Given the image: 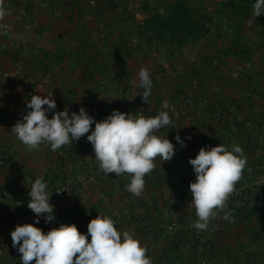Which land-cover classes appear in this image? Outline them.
Masks as SVG:
<instances>
[{
    "label": "crops",
    "instance_id": "1",
    "mask_svg": "<svg viewBox=\"0 0 264 264\" xmlns=\"http://www.w3.org/2000/svg\"><path fill=\"white\" fill-rule=\"evenodd\" d=\"M95 1L96 4L101 3V0ZM116 1H124L128 10L134 11L137 21L143 19V15L135 11L141 0ZM232 1L238 0H189V3L196 9L198 19L203 20L212 18L219 11L220 3ZM251 1L253 9L255 0ZM87 2L89 0H4L9 15L0 23L7 27L9 35L3 37L0 33V192L3 191L2 196L22 197L25 205L23 210L22 206L13 205L12 200L0 199V223L7 222L12 225L10 237L11 231L23 223L34 224L45 233L57 222L75 224L81 232L82 226L89 222L92 216L96 218L100 213L111 217L113 212L120 209H130L133 215L122 225L115 224V227L120 232L129 231L142 246L147 247L149 244L154 248V251L147 248L148 257L158 253L160 258L167 259L166 252L172 253L173 241H178L181 249L175 251L172 257L191 251L185 255V261L197 260L199 254H205V258L209 259L207 254L217 246L219 240L226 237L230 224L241 226V217L232 219L233 222L225 221L226 226L219 235L206 238L205 242L199 244L194 241L187 231V225H193L197 220L189 188L196 175L189 159L195 158L202 147L221 144L231 150L230 141L243 146L248 139L254 137L257 130L255 125H234L231 126L229 137L221 122L231 121L236 117L249 121L250 115L256 113L262 118L264 130V96L261 95L264 89V15L254 19L253 13L248 14L241 22L240 33L246 36L245 43L250 53V60L247 62L245 59L219 55V49L228 46L233 40L229 23L220 24L215 29L213 27L198 43L183 46L169 59H161V49L155 53L149 51L146 56L136 52L122 63L108 59L106 76L103 77L100 75L102 69L90 74L96 65L87 57L99 52L98 62L105 63L108 53V47L104 46L105 38L113 41L115 34H107L103 38L102 33L106 34V26L115 20L118 13L116 15L105 7H102L97 16L89 15L86 10L79 13L75 3L85 9ZM149 2L155 8L161 5L158 0ZM53 5H57L55 12ZM34 23L37 26H34ZM237 31L239 32V29ZM134 43L133 40H128V45L133 46ZM110 44L111 42H108V45ZM55 55L61 57L58 64L54 63ZM153 56L155 59L152 60L158 62L150 61ZM178 65L183 67L185 76H179L175 72ZM141 67L149 70L153 84L147 103L143 102L141 96L143 89L138 87V73ZM122 72L127 73L126 79L121 77ZM45 78L47 83L43 84ZM120 89L127 92L131 105L121 106L114 101L113 95ZM33 95H52L51 98L55 100L57 107L46 113L49 119L54 111L67 109L71 114L78 113L79 109L84 107L96 122L106 119L113 110L128 109L129 113H133L130 108L132 104L156 108L165 100L174 104L180 99L189 98L191 104L186 108L185 114L190 115L191 120L186 121L181 116L174 133H166L164 137L169 139L174 147L182 146L175 139L179 134L185 151L174 154L168 162H162L157 157L154 161L155 169L150 175H146L151 180L145 183L144 197L135 201L125 188L130 182L127 174L117 177L114 173L106 175L99 170L92 145L87 141V135L94 130V123L85 136L56 151L51 150L50 144L44 143L29 151L11 133L15 123L30 110L27 108V102ZM105 96L107 98H104ZM254 144L253 152L245 155L247 163L264 152V133L256 138ZM257 149L261 150L258 156L255 155ZM157 175L168 177L164 180L157 178ZM88 176L91 177V182L81 196L71 194L62 201L51 197L53 189L60 184L78 182ZM38 177L46 182L51 197L49 203L54 208L55 218L47 223L43 216L39 217V223H36V214L34 215L27 206L30 200L28 192ZM254 185L255 183L244 186L243 196L256 210L263 212V219H254V209L250 210L246 216L251 218V222L243 228L251 233L254 229L250 228L258 226L263 232L254 231L252 241L263 247L264 205L260 199L264 200V190L260 186L259 189H253ZM164 190L170 191L174 196L181 194L186 199L185 205H181L184 225L175 235L163 233L161 229L162 225L169 223L161 201V193ZM61 205L66 208L61 209ZM17 208L21 213H17ZM63 217H66L68 222L62 220ZM219 222L223 223L220 212L215 219L210 220L209 225ZM145 228L149 231L144 232ZM235 238L237 242L244 244V241H241V233L237 232ZM87 239L90 241L91 238ZM156 246L161 250H155ZM0 250V264H8L15 254H20L12 246V239L11 243L5 244L0 238ZM227 251L225 256L230 258L229 262L235 253L239 256L245 253V250H233L232 253Z\"/></svg>",
    "mask_w": 264,
    "mask_h": 264
},
{
    "label": "clouds",
    "instance_id": "2",
    "mask_svg": "<svg viewBox=\"0 0 264 264\" xmlns=\"http://www.w3.org/2000/svg\"><path fill=\"white\" fill-rule=\"evenodd\" d=\"M253 9L254 19L264 15V0H255ZM7 15L9 10L4 0H0V21ZM138 76V87L143 89L141 96L147 103L153 86L149 70L141 67ZM51 97L31 96L27 102L30 110L11 129V133L29 151L42 143L50 144L52 151L73 144L89 133L94 123V130L87 135V141L92 145L99 170L106 175L114 173L117 177L127 174L130 182L125 188L136 197L143 194L144 178L155 169L156 158L168 162L175 154L173 143L156 134L165 127L174 126L167 111L146 118L113 110L106 119L96 122L81 107L78 113L72 112L71 115L67 109L54 111L49 119L46 113L57 107ZM162 108H169L167 100ZM175 139L183 146L179 134ZM189 163L196 175L195 181L189 185L191 204L197 217L192 227L207 231L210 220L215 219L219 212H225L228 199L243 177L247 158L241 146L234 144L229 150L219 144L202 147L195 158L189 159ZM28 195L27 206L36 214V223L41 216L46 223L53 221L54 208L49 203L50 194L42 178L35 179ZM223 219L233 222L229 212H225ZM115 224L111 217L99 213L87 225L89 241L75 224L61 223L58 228L45 233L34 224L25 223L11 231L12 246L21 254V264H153L147 256L146 246H142L129 231H118Z\"/></svg>",
    "mask_w": 264,
    "mask_h": 264
},
{
    "label": "trees",
    "instance_id": "3",
    "mask_svg": "<svg viewBox=\"0 0 264 264\" xmlns=\"http://www.w3.org/2000/svg\"><path fill=\"white\" fill-rule=\"evenodd\" d=\"M158 1L161 2V5L160 7L155 8L150 4L149 0H141V2L136 7V10L134 9L136 12L143 15V19L141 21H137L135 19L134 11L130 12L128 10V6L124 1L123 3H117L116 0H101L100 4H95L94 6H90L89 2H87L85 9L78 3H75V7L77 8L79 13H81L83 10H86L89 15L97 16L101 13L102 7L107 8L116 15L118 13V15L115 17V20L106 26V34L102 33L103 38L106 37L105 35L107 34L108 36L112 35L113 33L115 34V39L113 41H108V39L105 38L104 46L108 47V53L106 55L105 63L98 62L99 52L93 53L92 55L87 57L88 60L94 62L96 65L95 68L90 71V74L100 72L99 70L102 69L100 75L105 77L106 69L108 67V59L113 60L115 63H122L125 60L131 58L136 52H138V54L146 56L149 51L156 52L159 49H162L165 51L166 57L169 59L175 51L181 49L183 46L191 43H198L207 35L209 31L213 30V27L215 29L220 24L229 25V23V26H231L230 29L233 40L229 43L228 46L221 48V50L219 49V55L223 57L231 56L237 59H245L246 62L250 60V53L245 43L246 36L240 33V29L243 18L248 14H252L254 11L252 9L251 0H238L228 3H220L219 11H217V13L214 14L212 18L203 20L198 19L196 9L192 4L189 3V0ZM56 6L57 5H53V12H55L54 8ZM224 7H226V9H223ZM34 26H37V24L34 23ZM237 29H239V32L237 31ZM128 40H133L135 42L134 45H128ZM108 42H111V44L108 45ZM60 60L61 57L55 55L54 63L58 64ZM121 77L123 79H126L127 73L122 72ZM261 95L264 96V94L262 93ZM88 114H90V112H88ZM254 114L250 115L249 121L246 119H244L243 121H237L236 118H232L231 121L221 122L224 132L229 137L231 136V126L239 125L246 127L245 122L250 123L248 127L254 125L257 126L254 137L248 139L243 146L239 145L243 149L244 156L248 152H253L256 138L264 133V130L262 128L263 125L261 116L258 115L259 119L257 120L256 115ZM230 143L231 145H238L232 141H230ZM84 150L85 149H83V151ZM261 163H264V152L258 158L252 159L246 164L243 177L238 182L236 187L243 188L246 185L255 183L259 174ZM167 177V175H157V178L164 180ZM88 179H90L89 176L84 178L83 180ZM144 179L145 183L151 180V178L147 176H145ZM78 182L69 181L64 183H71L75 187H77L80 185H77ZM72 194L81 196L79 195V193H77V190H75ZM62 220L68 222L66 217H63ZM169 220L170 215H168L167 221ZM61 223L62 222H57L52 227L58 228ZM145 230L146 232L149 231L146 228L143 229L144 232ZM81 233L84 234L82 232V229ZM85 235L87 237H90L87 235V233H85ZM173 243L174 245H172V253L166 252V255L168 257L167 259H170L171 255L175 251L181 249V245L178 241H173ZM242 256L243 257H239V255L235 253L233 255L234 258L232 259V261L235 260L236 263L238 262V264H250L251 262H253V255L247 253L246 255ZM8 264H21V254H15ZM186 264L199 263L198 260L190 259L186 261Z\"/></svg>",
    "mask_w": 264,
    "mask_h": 264
},
{
    "label": "built area",
    "instance_id": "4",
    "mask_svg": "<svg viewBox=\"0 0 264 264\" xmlns=\"http://www.w3.org/2000/svg\"><path fill=\"white\" fill-rule=\"evenodd\" d=\"M95 4H96L95 0H89L90 6H94ZM0 33L3 37H7L9 35V31L3 23H0ZM177 71H178V74L180 76L186 75V72L184 71L183 67H181V66L178 68ZM44 83H47V78H45L43 80V84ZM262 94H264V89L262 90ZM113 99L115 102H117L121 106H124L126 104L131 105L128 94L123 89L117 90L115 92V94L113 95ZM162 104L156 108H151L148 105L136 106V105L132 104V106H130V108H131V110H133L134 115H136V116L143 115L146 118L154 117V116L158 115L160 111H167L171 120H172V125H174V126L169 127V128L165 127L156 133L158 136H161L162 138H164L166 133H174V131L176 130V128L178 126V122H179V119L181 118V116H183L186 119V121L191 120V116L185 114V110L191 104V100L189 98H183V99H180L179 101H176L174 104L169 103L168 109H163ZM121 112L129 113L128 109H124ZM252 114H254V113H252ZM254 115H256V119L258 120L259 119L258 114L255 113ZM236 120L237 121H243L244 118L236 117ZM249 125H250L249 122H245L246 127H248ZM174 148H175V154H180V153L185 151V148L180 146V145H177ZM260 153H261V150L257 149L255 155L258 156ZM90 180H91V177L88 180H80L77 184V185H79V184L80 185L77 187H75L71 183L60 184L59 186H57L53 190L52 196L54 197L55 200L62 201L66 197H69L75 190H77V193H79V195H82L84 193V190L88 187ZM255 184L258 187L260 186L264 189V163H261V165H260L259 174H258V177H257ZM56 191H61V192L57 193ZM243 193H244L243 188H237L236 187V191L230 196V198L227 201V207L225 209V212H229L231 214V219H236L238 217L239 218L241 217V223L240 224L243 227H247V226H249V224L251 222V218L246 216V214H248V212L250 210L254 209V219H257V220L263 219V212L260 210H256L254 208L253 204H251L245 198V196H243ZM130 196L135 201H140L144 197L143 194L140 197H136L132 193ZM185 200L186 199L183 195L177 194L176 196H174L173 193H171L168 190H164L161 193V201L163 202V204L165 206V210H164L165 215H167V213H168V215L170 214L169 223L165 226H161L163 233H166L168 235H175V233H177L181 230L182 225H184V221H183L184 219L182 217L181 205H185ZM60 208L64 209L66 207L64 205H61ZM225 212H220L221 216H222L223 223L219 222V223L210 224L208 226L207 231H198L197 229L192 227V225H190V226L187 225V231L190 233V235L192 236V238L194 239V241L197 244H199L201 242H205L206 238L217 236L223 231L224 227L226 226L224 222L228 221V220L223 219ZM132 215H133L132 210L120 209L119 211L113 212L111 215V218L114 221H116V225H122V223L127 218L131 217ZM94 218L95 217L92 216L89 219V222L91 219H94ZM89 222H87L83 226V228H81L82 232L84 234L88 232L87 225ZM144 222H146V219H144ZM23 224H25V223H23ZM14 225L15 224H13V226ZM11 227H12V225H10L8 223H0V238L5 242V244L11 243V237H10ZM185 227H186V224H185ZM145 232H146V230H145ZM148 238H150V236ZM0 252H1V250H0ZM201 258H203V256H201V254H199L197 256V259H199V262L201 264H205V259L204 258L201 259Z\"/></svg>",
    "mask_w": 264,
    "mask_h": 264
},
{
    "label": "rangeland",
    "instance_id": "5",
    "mask_svg": "<svg viewBox=\"0 0 264 264\" xmlns=\"http://www.w3.org/2000/svg\"><path fill=\"white\" fill-rule=\"evenodd\" d=\"M151 53H155V52L151 51ZM159 56L161 57L162 60H165V58H166L165 51L161 49ZM152 59H155L154 56L152 58H150V61L158 62V60L155 61V60H152ZM180 66L181 65H178L175 68V72L177 74H178L177 70H178V68ZM18 187H23V186H18ZM254 187H256V188H254ZM253 189H259V187L255 184L253 186ZM1 192L3 193V191H1ZM1 192H0V199L4 198L3 200H8V201L12 200L13 201L12 204L14 203L13 205H16V207H21L22 206V209H23V205H25L23 203L25 201L22 199V197L19 198V196H17V195H16V197L14 195L13 196L12 195H10V196L9 195L2 196ZM51 197H50V199H51ZM29 199H30V197H28V200ZM263 201L264 200L260 199V202H262L261 203L262 205H264ZM18 209L19 208H17V213H21V211H19ZM220 215H221V213H220ZM18 216H20L21 218H24L22 215H18ZM20 217H18V218H20ZM31 219L32 218H30V220ZM36 220H37V218H36ZM4 222H6V221H4ZM8 224H10V223H8ZM238 226L239 225H237L236 223L235 224H230V227L228 229L229 232L226 234V237L222 238L221 240L218 239L219 241L217 240L218 241L217 246L214 249H212L211 252H209L207 254V258H209V259H206L205 258V254H203V256H204L203 258L205 259V264H236L235 260H233L231 262L228 261L229 259L226 258V256H225L226 255L225 254L226 250H228L230 253L234 252L235 250H240L241 252H242V250H245V253L242 254V255H246L247 253L253 255V262H251L250 264H264V245L262 247V245H260V244L257 245L258 243H254L252 241V239H253L252 234H254V231H255V233L256 232L261 233L263 231H261L260 228L257 226V228L256 227L250 228V229H254V230H252L251 233H248V231L246 229H244L242 225L240 227H238ZM240 230H242V231H240ZM237 232H239V233H241V235H243V238L241 239V241H244V244H241L242 242L239 243V242H237V240H235L236 239L235 236H236ZM224 243H226V244H224ZM241 246L243 248H241ZM146 248H150V250L154 251L153 250L154 248L152 249V247L149 244L147 245ZM228 248H230V249H228ZM156 249L161 250V248L158 247V246H156L155 250ZM190 252L191 251H189L187 253L189 254ZM187 253L185 252V255ZM155 254H157V256H154ZM152 255L153 256L151 257V260H152L153 264H186V261H185L186 258H185V255L183 253H180L179 255H176V256H173V257L171 256L170 259L160 258L158 253H153ZM242 255L239 256V257H243ZM203 258H201V259H203ZM197 260H198V263L201 264L199 262V259H197Z\"/></svg>",
    "mask_w": 264,
    "mask_h": 264
}]
</instances>
